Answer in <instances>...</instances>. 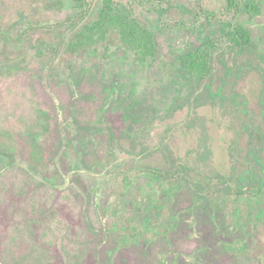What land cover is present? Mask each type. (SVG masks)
Instances as JSON below:
<instances>
[{
    "label": "rangeland",
    "instance_id": "1",
    "mask_svg": "<svg viewBox=\"0 0 264 264\" xmlns=\"http://www.w3.org/2000/svg\"><path fill=\"white\" fill-rule=\"evenodd\" d=\"M115 1L154 58L116 38L71 54L70 3L0 0V264H264V0L255 18ZM203 45L211 75L186 77L179 58Z\"/></svg>",
    "mask_w": 264,
    "mask_h": 264
},
{
    "label": "trees",
    "instance_id": "2",
    "mask_svg": "<svg viewBox=\"0 0 264 264\" xmlns=\"http://www.w3.org/2000/svg\"><path fill=\"white\" fill-rule=\"evenodd\" d=\"M50 11H61L70 3L74 16L67 24L69 40L66 50L71 54H78L89 48L119 40L127 49L132 51L142 62L157 55V43L154 34L135 18L132 8L115 0H102L98 18L88 22L91 16L92 4L89 0H47ZM228 10L235 12L242 10L251 18L261 14V5L258 0H227ZM222 30L233 46L243 49L252 44L249 30L231 23H223ZM50 47L41 43L40 51L45 53ZM209 47L203 45L191 47L188 52L179 58L181 71L186 77L205 79L211 75ZM58 55V53H56ZM244 192H236L237 196ZM245 195V194H244Z\"/></svg>",
    "mask_w": 264,
    "mask_h": 264
}]
</instances>
